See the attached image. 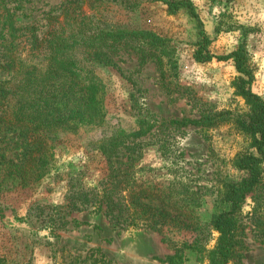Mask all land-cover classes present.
Returning a JSON list of instances; mask_svg holds the SVG:
<instances>
[{"label":"rangeland","instance_id":"rangeland-1","mask_svg":"<svg viewBox=\"0 0 264 264\" xmlns=\"http://www.w3.org/2000/svg\"><path fill=\"white\" fill-rule=\"evenodd\" d=\"M190 1L199 21L186 8L170 12L160 0L22 2L16 11V26H34L39 38L57 26L56 32L67 47L64 52L74 65L84 67L89 79L94 75L101 79L106 118L102 127L59 132L50 138L52 163L61 174L59 177L54 170L49 177L22 186L4 170L12 163L2 162L0 258L7 264H170L166 258L176 246L184 258L179 264H207L204 255L180 246L190 234L118 229L103 215L88 211L74 212L62 219V212L58 216L50 208L63 203L64 178L71 166H86L83 179L96 175L103 159L94 153L91 144L103 133L140 130L143 135L132 141L143 152L139 165L154 169L153 174L164 175L159 180L175 173L186 176L193 185L205 187L197 214L206 223L202 234L207 240L206 248L213 247L217 234L208 223L214 213L226 208L219 201L221 180L238 175L230 161L241 149L243 138L226 122L193 127L172 121L241 111L245 107L232 87L237 75L232 60H195L194 52L202 39L200 31L210 39L207 49L216 56L231 53L246 37L245 47L254 72L251 89L264 98V0ZM133 30L154 32L162 43L153 45L148 37L108 35L105 51L112 61L109 66L95 64L84 53L98 47L94 42L84 43V36ZM72 35L75 38H68ZM125 42L136 50H123ZM29 49L25 47L23 57L42 58L43 51L40 54ZM147 52L155 53L154 57L147 56ZM4 115L0 110L1 121L10 118L9 113ZM15 135L12 126L0 123V150L7 151L8 158L15 153ZM251 207L248 197L242 207L245 247L240 251L241 259L230 264H264V241L257 237V230L247 217ZM72 218L82 224H73ZM60 220L68 221L66 228L59 226ZM169 240L177 245L174 247Z\"/></svg>","mask_w":264,"mask_h":264},{"label":"trees","instance_id":"trees-1","mask_svg":"<svg viewBox=\"0 0 264 264\" xmlns=\"http://www.w3.org/2000/svg\"><path fill=\"white\" fill-rule=\"evenodd\" d=\"M23 1L0 0V110L5 115L9 113L10 117L0 123L12 126L16 133L15 153L8 158L7 151L0 150V165L6 160L12 163L10 168L4 169L8 171L7 175L27 186L49 177L54 170L57 177L61 175L52 163L51 137L59 132L102 127L106 110L101 79L96 75L89 79V72L84 67L74 65L64 52L67 47L56 32L57 26L49 28L51 31L40 38L34 26L28 27L31 31L27 34L25 30L28 29L16 26V11L21 9ZM160 1L172 13L186 8L199 21L190 0ZM200 34L202 39L194 52L195 60L202 63L212 59L232 60L237 72L232 87L245 105L241 111H223L201 115L199 119L172 121L175 125L193 127L226 122L232 124L243 138L241 149L230 161L231 168L238 175L221 180L219 201L226 208L214 213L208 223L217 234L213 247L206 248L207 240L202 235L206 223H202L197 214L205 187L193 185L192 180L175 173L169 179L159 180L164 175L153 174L154 169L139 165L143 152L132 141L143 135L140 130L111 135L103 133L94 141L92 150L103 159L100 169L91 178L83 179L86 166H71L64 178L63 203L50 206L52 213L59 216L62 212V219H65L74 212L88 211L103 215L112 227L118 229L184 232L190 235L181 241V247L204 255L207 264H230L241 259L240 251L245 247L242 207L249 197L252 207L247 217L252 220L257 237L264 241V98L251 89L254 72L245 47L246 37L231 53L216 56L207 49L208 36L203 31ZM108 35L113 38L125 35L148 37L153 45L162 43L159 36L148 30L108 31L99 36H84V43L98 44L95 49L84 52L95 64H112L105 51ZM73 36L68 38H75ZM26 46L40 54L43 51L42 58L23 57ZM126 48L136 50L127 42L123 50ZM154 54L147 52L149 57ZM70 222L82 224L73 218ZM67 224V220H60L59 226L66 228ZM168 242L174 247L177 245ZM175 249L166 258L170 264L184 260L180 248L176 246ZM0 264H7V261L0 258Z\"/></svg>","mask_w":264,"mask_h":264}]
</instances>
